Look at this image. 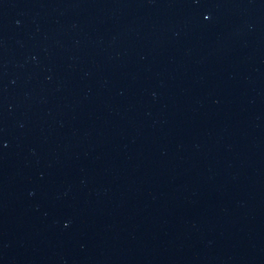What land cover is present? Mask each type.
<instances>
[{
	"label": "water",
	"instance_id": "obj_1",
	"mask_svg": "<svg viewBox=\"0 0 264 264\" xmlns=\"http://www.w3.org/2000/svg\"><path fill=\"white\" fill-rule=\"evenodd\" d=\"M0 264H264V0H0Z\"/></svg>",
	"mask_w": 264,
	"mask_h": 264
}]
</instances>
